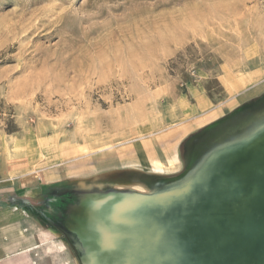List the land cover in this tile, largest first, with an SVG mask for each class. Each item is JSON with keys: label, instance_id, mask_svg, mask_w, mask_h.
<instances>
[{"label": "rangeland", "instance_id": "rangeland-1", "mask_svg": "<svg viewBox=\"0 0 264 264\" xmlns=\"http://www.w3.org/2000/svg\"><path fill=\"white\" fill-rule=\"evenodd\" d=\"M262 111L264 0H0V144L25 164L58 145L75 193L173 187L207 131ZM70 235L68 264L101 263Z\"/></svg>", "mask_w": 264, "mask_h": 264}, {"label": "water", "instance_id": "water-1", "mask_svg": "<svg viewBox=\"0 0 264 264\" xmlns=\"http://www.w3.org/2000/svg\"><path fill=\"white\" fill-rule=\"evenodd\" d=\"M222 124L205 133L216 141L190 159L182 183L167 189L158 184L149 194L74 192L77 201L67 207L63 226L70 241L73 233L93 243L95 253L111 244V254L97 264H124L130 254V263L139 264L138 254L150 250L153 262L147 264H264V111L238 122L249 129L241 137L222 139ZM225 144L235 146L233 158L215 159L206 169L208 155ZM119 198L130 200L123 211ZM97 211L113 215L100 219Z\"/></svg>", "mask_w": 264, "mask_h": 264}, {"label": "crops", "instance_id": "crops-1", "mask_svg": "<svg viewBox=\"0 0 264 264\" xmlns=\"http://www.w3.org/2000/svg\"><path fill=\"white\" fill-rule=\"evenodd\" d=\"M187 44L188 39H182L166 54L176 55L178 48ZM168 140L172 139L167 137L163 145H168ZM170 143L174 148L176 141ZM152 145L156 147L141 143L144 161H149L144 153L151 151ZM41 153L37 164H25L23 156L8 154L0 144V264H68L63 229L50 225L48 211L60 204V194L74 192L67 189L74 183L62 178L58 145L44 147Z\"/></svg>", "mask_w": 264, "mask_h": 264}, {"label": "bare ground", "instance_id": "bare-ground-1", "mask_svg": "<svg viewBox=\"0 0 264 264\" xmlns=\"http://www.w3.org/2000/svg\"><path fill=\"white\" fill-rule=\"evenodd\" d=\"M234 154H235V147L234 148H230V149H228V150H226V151H224V152H222V153H220L217 157H215L214 159H212V161L205 167L206 169L208 168V167H210V165L212 164V162H214V160L215 159H218V161H220V162H222V163H227L228 161H230L232 158H233V156H234ZM116 203V205L118 206V208H120L122 211L124 210V209H126V207L127 206H129V204H130V200L128 199V198H119V200H117V202H115ZM69 206V205H68ZM93 215H95L94 217H97V218H100V219H102V218H107V217H109V216H111V215H113V212H103V211H97V212H95ZM71 234H73V233H71ZM76 236V235H75ZM125 240H126V238H125ZM86 246H88V245H91L92 247H94V245H93V243H89V242H86V241H82ZM131 241L130 240H126L124 243H130ZM97 244V243H96ZM98 246H100L99 245V243L97 244ZM110 245L111 244H104L103 245V248H105V251L103 250V252L102 253H100L102 256H103V258L109 253V254H111V248L112 247H110ZM96 249V248H95ZM97 250V249H96ZM110 250V251H109ZM150 254H151V250L149 251V252H146L145 253V255H143V252H140L138 255H140L141 256V261L139 262V264H147V263H152L153 262V260L150 258L149 259V256H150ZM132 254H130V255H127V257L125 256V257H122V262L124 263V264H131L130 262H131V256ZM108 258H109V256H108ZM154 261H156V258L154 259ZM93 264H95V263H93ZM155 264V263H154ZM176 264H178L177 262H176ZM181 264H193V263H187V262H182Z\"/></svg>", "mask_w": 264, "mask_h": 264}, {"label": "flooded vegetation", "instance_id": "flooded-vegetation-1", "mask_svg": "<svg viewBox=\"0 0 264 264\" xmlns=\"http://www.w3.org/2000/svg\"><path fill=\"white\" fill-rule=\"evenodd\" d=\"M59 198L60 204L57 206V208L48 211V220L51 226H59L60 228H62L67 219L65 211L68 205L74 204L77 201V198L73 193H62L60 194Z\"/></svg>", "mask_w": 264, "mask_h": 264}]
</instances>
